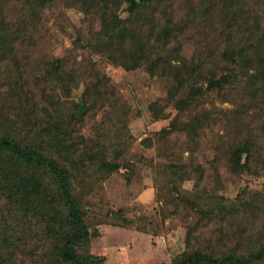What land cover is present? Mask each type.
Wrapping results in <instances>:
<instances>
[{
  "label": "rangeland",
  "instance_id": "374dc122",
  "mask_svg": "<svg viewBox=\"0 0 264 264\" xmlns=\"http://www.w3.org/2000/svg\"><path fill=\"white\" fill-rule=\"evenodd\" d=\"M91 4L82 0H53L33 18L31 29L24 34L26 39L18 35L15 52L13 49L11 55L0 60V120L3 113L9 119L4 123L15 120L9 127L4 124L3 129L11 134L33 135L43 125L44 108L48 109L44 100L50 95V87L55 94H62L59 84L50 81L47 70L51 62L60 63L66 72L78 65L82 69L90 66L85 77L94 68V72L104 75L105 85L114 93L93 104L81 124L74 127L72 138H96L101 134L102 142L109 146L107 159H117L121 166L107 177L97 176L92 168L81 179H73L74 194L91 233L86 250L101 257L100 264H162L193 248L215 255L238 244L246 250V243L264 229V215L260 212L264 208V141L256 144L255 159L248 166L237 172L230 169L231 144L238 136H248L240 129L241 122H246L249 131L256 132L260 121L253 104L242 114L234 112L250 93L244 81L239 78L236 83L242 87L240 92L235 90L239 101L232 103L215 89L204 95L202 105L178 114L167 95L168 78L152 76L143 65L134 69L117 65L107 58L109 52L105 48L97 55L76 45L78 40L82 44L88 40L89 45L109 43L104 36L94 39L101 27L102 12L90 8ZM127 5L122 3L114 8L126 18L124 24L139 36L143 33L138 31H147L148 24L131 15ZM27 7L30 6L26 0H0V20L11 22L13 31L11 25L8 28L16 37L22 25L20 12L23 15ZM153 10L151 4L139 13L152 15ZM201 26L186 44L184 37H189V32H183L186 35L181 38L184 45L180 50L176 42H169L165 51L176 48L173 50L188 63L196 57L203 58L206 51L216 50L210 35L213 29L205 22ZM148 39V43L159 47L154 36ZM203 64L209 77L219 78L226 70L220 62L203 60ZM77 82L71 92L72 103L85 87L83 80ZM202 87L206 83L202 82ZM72 103L64 106L71 108ZM212 106L224 114L213 120L205 118L193 133L182 125L193 114L196 116L198 109L210 110ZM115 133L123 135L116 157L112 154ZM220 200L230 206L235 200L240 209L235 207L227 219L204 209L206 204L215 206ZM191 201L200 206H196L200 214H195L196 209L187 203ZM250 219L252 226L247 224L241 236L230 231L229 224L235 228L232 223H250ZM94 232L98 235L94 236ZM47 261L46 255L40 264Z\"/></svg>",
  "mask_w": 264,
  "mask_h": 264
},
{
  "label": "trees",
  "instance_id": "16d2710c",
  "mask_svg": "<svg viewBox=\"0 0 264 264\" xmlns=\"http://www.w3.org/2000/svg\"><path fill=\"white\" fill-rule=\"evenodd\" d=\"M26 1L30 7L23 15L20 12L22 19L19 17V23L22 25L17 37L8 28L11 22L8 24L4 19V22L0 20V60L5 55H11L13 49L15 52L18 35L26 39L24 34L31 29L33 18L53 0ZM82 1L92 3L90 8L96 7L102 12L101 27L94 34V39L104 36L109 43L89 45L88 40L83 44L78 40L76 45L97 55L102 54L105 48L109 52L107 58L117 65L126 69L143 65L152 76L168 78L167 95L178 114L190 110L191 106L202 105L204 95L215 89L232 103L239 101L235 90L241 91V85L236 86V83L239 78L242 79L250 93L246 94L240 108L234 112L242 114L253 104L251 107L259 111L257 116L260 121L256 132L249 131L246 122H241L240 129H244L248 136H238L231 144L229 166L237 172L255 159L256 144L264 141V0ZM122 3L128 4L131 15L146 20L147 31L138 29L139 33H143L138 36L135 30L124 24L126 18L118 15L119 9L114 8ZM151 4L154 5L152 15L139 13ZM160 21H163L162 25ZM202 22L213 29L210 35L216 50L206 51L203 58L196 57L188 63L178 55L176 48L165 51L169 42H176L180 50L184 41L186 44L194 34H198L195 30L202 27ZM10 28L13 31L12 25ZM183 32H189V37H184V41L181 39L186 35ZM148 36H154L159 47L148 43ZM173 60L176 62L172 63ZM203 60L207 63L220 62L226 67L224 74L219 78L206 76ZM80 66L66 72L60 63H50L47 70L50 81L59 84L62 94H55L54 88L50 87V95L44 100L48 109L44 108L45 119L43 125L38 126L37 133L22 135L21 132L11 134L5 131L4 124L9 127L10 122L15 120L4 123L3 120L9 119L4 113L1 114L0 264H40L46 255L48 261L44 264H100L102 261L101 257L86 250L91 233L81 203L74 194L73 179H81L92 168L97 176L107 177L121 164L117 159H107L109 146L102 142L101 134L88 139L78 135L74 139L72 131L97 100L101 102L103 98H110L114 91L108 84L105 85L103 74L90 68L92 73L85 77V70L90 66L83 69ZM80 80H83L84 90L72 103V88ZM202 82L206 83L205 88ZM71 103V108L64 106ZM216 110L213 106L210 110L198 109L196 116L193 114L192 119L182 125L193 133L197 124L205 118L211 117L213 120L224 114ZM171 126H174L173 122ZM122 137L121 133H115L113 137L112 154L115 157L119 154L117 151L122 145ZM182 199L187 201L185 197ZM187 203L194 209L200 207L195 201ZM235 207L240 209L235 200L231 206L220 200L215 206L206 204L204 209L227 219ZM260 212L264 215V208ZM200 213L199 209L195 210V214ZM256 216L257 213H254L253 217ZM251 219L250 223L247 222L249 220L232 223L235 228L229 224L230 231L241 236L245 227L249 224L252 226ZM261 230L246 243V250L240 249L238 244L226 253L215 255L193 248L162 264H264V229ZM93 235L98 234L94 232Z\"/></svg>",
  "mask_w": 264,
  "mask_h": 264
}]
</instances>
